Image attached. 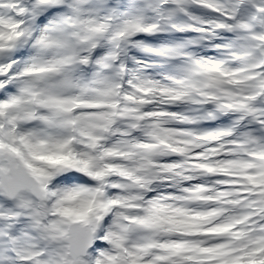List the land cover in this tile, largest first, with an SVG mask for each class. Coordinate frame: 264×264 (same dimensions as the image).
<instances>
[{
  "label": "snow or ice",
  "instance_id": "obj_1",
  "mask_svg": "<svg viewBox=\"0 0 264 264\" xmlns=\"http://www.w3.org/2000/svg\"><path fill=\"white\" fill-rule=\"evenodd\" d=\"M0 264H264V0H0Z\"/></svg>",
  "mask_w": 264,
  "mask_h": 264
}]
</instances>
